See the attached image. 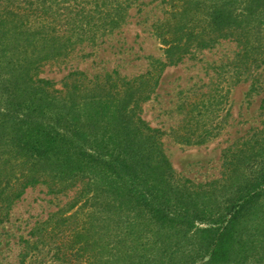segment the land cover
Returning a JSON list of instances; mask_svg holds the SVG:
<instances>
[{
  "label": "trees",
  "instance_id": "trees-1",
  "mask_svg": "<svg viewBox=\"0 0 264 264\" xmlns=\"http://www.w3.org/2000/svg\"><path fill=\"white\" fill-rule=\"evenodd\" d=\"M163 1L169 16L154 23L163 59L132 77L72 70L58 87L44 67L85 41L77 28L92 26L69 32L55 0H0V224L43 185L74 191L31 231L63 263L264 264V96L260 124L223 150L219 177L200 182L176 171L165 131L141 113L168 67L222 40L236 43L239 73L264 68V0ZM115 2L105 31L132 4Z\"/></svg>",
  "mask_w": 264,
  "mask_h": 264
},
{
  "label": "rangeland",
  "instance_id": "rangeland-1",
  "mask_svg": "<svg viewBox=\"0 0 264 264\" xmlns=\"http://www.w3.org/2000/svg\"><path fill=\"white\" fill-rule=\"evenodd\" d=\"M115 1L129 0H55V11L70 24L69 32L74 24H90L93 31L84 35L77 28L76 38L85 41L64 59L46 65L42 77L58 82V87L72 70L94 75L117 69L132 77L146 72L152 58H164L154 23L169 16L170 4L130 0L120 25L105 31L102 24L114 13ZM92 36L95 39L90 40ZM236 51L235 42L222 40L168 67L156 94L142 104L143 118L165 131L164 150L176 171L197 182L219 177L223 150L263 118L264 68L239 73L231 65ZM258 78L260 91L250 93ZM201 134L208 136L202 143L185 141L186 136ZM73 195L74 191L50 194L43 185L29 187L15 202L9 219L0 224V264H66L54 258L50 243H39L31 231Z\"/></svg>",
  "mask_w": 264,
  "mask_h": 264
}]
</instances>
